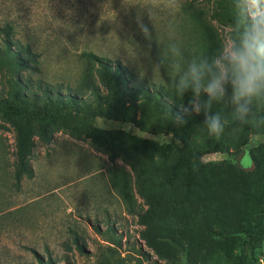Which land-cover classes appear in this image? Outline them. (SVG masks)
I'll return each instance as SVG.
<instances>
[{
    "label": "rangeland",
    "instance_id": "rangeland-1",
    "mask_svg": "<svg viewBox=\"0 0 264 264\" xmlns=\"http://www.w3.org/2000/svg\"><path fill=\"white\" fill-rule=\"evenodd\" d=\"M217 2L180 0L179 8H169L167 0H0V264L232 262L238 251L234 241L237 235L217 224L209 199L206 205L202 203L204 178L186 173L175 179L172 202L184 215L188 211L193 215L187 214V220L175 227L170 238L156 241L155 248L148 246L142 237L145 227L139 222L148 206L137 191V162L132 159L142 156L141 148L131 146L135 139L169 146L167 155L154 154L150 159L154 179L167 176L179 151L190 155L191 148L204 150L210 141L227 146L204 154L203 162L212 167L234 157L243 170L253 171L255 162L241 146L246 138L260 150L255 152L257 158L264 154V126L258 122L260 101H253L250 123L241 125L234 119L233 105L226 95L227 111L218 113L224 132L214 138L204 125L203 111L197 115L188 106L191 91L180 98L173 87L176 74L170 66V44L179 46L181 72L193 60L199 64L204 59L220 58L233 44L232 28L214 17L219 11ZM140 21L149 25L151 41L141 34ZM8 27L14 33L11 38L16 50H32L31 68L12 72L2 62ZM88 53L109 61L112 67L122 65L126 69L129 83L123 102L133 122L112 119L110 96L117 90L101 80L99 66ZM23 58L29 59L26 53ZM158 60H163L162 68L156 67ZM13 75L28 82L30 98H42L41 86L53 94L76 98L86 113L97 107L92 89L98 88L107 100L102 107L104 117L91 122L99 130L119 131L123 140L114 146H100L55 125L50 131L51 141L46 142L37 123L33 126L36 147L29 158L34 175L18 179L17 131L8 118L6 100ZM140 88L164 90L168 103L176 105L175 115L182 114L187 122L183 136L189 146L160 131L165 125L158 127L154 119H167L169 111L154 117L158 109L154 102L142 98ZM126 125L132 128L125 131ZM136 130H140L138 134ZM236 149L240 151L235 153ZM255 264H264V244L256 252Z\"/></svg>",
    "mask_w": 264,
    "mask_h": 264
},
{
    "label": "trees",
    "instance_id": "trees-1",
    "mask_svg": "<svg viewBox=\"0 0 264 264\" xmlns=\"http://www.w3.org/2000/svg\"><path fill=\"white\" fill-rule=\"evenodd\" d=\"M217 3L219 11L214 17L232 28L230 35L232 42H234L239 31L236 24L238 0H219ZM225 9H228L226 13L224 12ZM9 27L6 31L7 38L4 40L3 52L5 54L2 56V62L12 72H15L17 68H31L34 62L32 50L30 47H27L26 52L16 50V46L12 45L13 40L11 38L14 33ZM23 53L28 55V60L23 58ZM88 56L97 62L99 66L97 73L101 80L108 85H115L117 90L110 96L113 108L111 111L112 119L122 123L133 122L134 118L129 116L127 113L129 108H126L123 102L126 93H128L126 87L129 83L126 78V69L122 65L112 67L109 61H105L93 53H88ZM9 83L10 90L6 96L9 104L7 115L17 131L16 177L18 179L23 175H27L29 178L34 175L29 158L36 147L33 138V126L37 123L40 124L39 133L46 142L51 141L50 131L55 125H61L77 138L86 137L100 146H114L116 141L123 140L119 131L99 130L91 122L97 117H104L102 107L105 105L104 101L107 100H103L98 88L92 89L97 107L86 113L81 107V103H77L76 98L70 95L63 97L38 86L42 98H30L27 92V81L13 75ZM139 91L146 102H154L155 108L158 109L154 117L161 115L163 110L169 111L170 117L167 119H154L157 121L158 127L162 124L165 125V128H160V131H167L185 146H189L187 138L183 136L187 129V122L179 128L174 125L173 117L176 113V105L173 102L168 103V96L164 90L151 91L140 88ZM201 99L206 100L207 95L202 93ZM260 102L262 109L258 122L264 126V101ZM221 110L227 111L225 101L223 99L213 101L211 112L220 113ZM87 114L88 117H86ZM80 117H86V120ZM110 137H113L111 142ZM131 144L133 148H141L142 156L140 158L132 156V159L137 162L135 168L137 191L148 206V210L139 218L140 224L145 227L142 237L148 246L155 248L156 241L162 238H170L175 227L184 224L187 220L184 217H187V214L193 215L192 211H188L184 215L172 202V195L175 192V179L179 174L186 173L192 178L197 176L204 178L203 194L205 200L202 203L206 205L209 199L217 214V224L228 227L227 233L237 235L234 237V241L238 251L230 264L256 263V252L264 244V154L261 155V158H257L255 152L260 150L254 149L248 138L242 141L241 146L246 148L255 162L253 171L243 170L234 157L219 167H212L203 162L204 154L227 148L225 145L210 141L204 150L191 148L192 153L190 155H187L183 150L179 151V155L174 160L173 169L168 172L166 177L160 179H154L153 164L150 159L154 154L167 155L169 146L164 147L155 141L145 139L131 140ZM239 151L240 149H236L235 153ZM235 153L232 155L235 156ZM215 170L218 173L214 174ZM212 178L213 181L210 182ZM205 219L207 222V215H205ZM78 247L82 250L80 246ZM182 251L188 252L185 249Z\"/></svg>",
    "mask_w": 264,
    "mask_h": 264
},
{
    "label": "clouds",
    "instance_id": "clouds-1",
    "mask_svg": "<svg viewBox=\"0 0 264 264\" xmlns=\"http://www.w3.org/2000/svg\"><path fill=\"white\" fill-rule=\"evenodd\" d=\"M169 8H179L180 0H167ZM152 24L151 14L148 13ZM236 41L222 52L220 58L204 59L199 64L193 60L187 70L181 72L179 46L169 45L173 53L170 66L176 74L173 82L177 97L183 98L189 90L193 98L188 106L192 112L204 114V125L210 136L219 138L224 132L220 115L211 114L212 102L229 96L233 105V116L241 125L249 124L253 101H264V0H238L236 4ZM153 25V24H152ZM138 28L145 39L152 40V32L147 23L138 22ZM163 60H158L157 68H162ZM207 95L206 100L201 94ZM187 110L183 108V113ZM173 123L180 127L186 121L177 113ZM132 125L124 126L129 131ZM140 130H136L138 134ZM146 136V135H145Z\"/></svg>",
    "mask_w": 264,
    "mask_h": 264
}]
</instances>
